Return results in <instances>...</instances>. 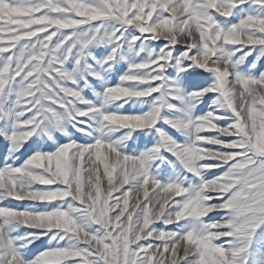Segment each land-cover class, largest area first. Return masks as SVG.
Segmentation results:
<instances>
[{
	"label": "snow or ice",
	"instance_id": "obj_1",
	"mask_svg": "<svg viewBox=\"0 0 264 264\" xmlns=\"http://www.w3.org/2000/svg\"><path fill=\"white\" fill-rule=\"evenodd\" d=\"M0 139V264H264V0H0Z\"/></svg>",
	"mask_w": 264,
	"mask_h": 264
},
{
	"label": "rangeland",
	"instance_id": "obj_2",
	"mask_svg": "<svg viewBox=\"0 0 264 264\" xmlns=\"http://www.w3.org/2000/svg\"><path fill=\"white\" fill-rule=\"evenodd\" d=\"M5 141H3V139H0V160H2L3 159V155H4V152H5ZM105 188H106V183H105ZM142 192L140 193V196H141V198H142ZM37 244L39 245V242H37Z\"/></svg>",
	"mask_w": 264,
	"mask_h": 264
}]
</instances>
